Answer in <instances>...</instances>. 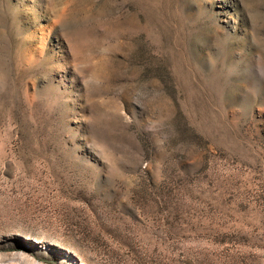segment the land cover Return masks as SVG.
Instances as JSON below:
<instances>
[{
  "label": "rangeland",
  "instance_id": "rangeland-1",
  "mask_svg": "<svg viewBox=\"0 0 264 264\" xmlns=\"http://www.w3.org/2000/svg\"><path fill=\"white\" fill-rule=\"evenodd\" d=\"M0 264H264V0H0Z\"/></svg>",
  "mask_w": 264,
  "mask_h": 264
}]
</instances>
